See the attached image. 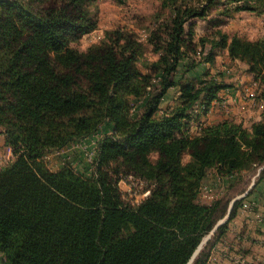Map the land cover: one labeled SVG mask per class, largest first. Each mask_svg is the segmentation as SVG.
<instances>
[{"label": "trees", "instance_id": "obj_1", "mask_svg": "<svg viewBox=\"0 0 264 264\" xmlns=\"http://www.w3.org/2000/svg\"><path fill=\"white\" fill-rule=\"evenodd\" d=\"M92 1L0 0V128L14 157L0 167V262L187 264L209 236L190 263L206 264L264 177V116L248 127L226 117L189 133L191 123H203L213 106L223 104L229 89L217 77L201 79L200 86L174 79L181 62L188 59L186 72L197 67L187 54L193 30L185 27L204 18L215 0L181 6L169 1L168 23L151 33L159 53L150 64L152 75L139 70L144 51L130 32L110 31L84 52L71 47L97 27ZM248 1L225 3L242 4L237 10L264 7V0ZM218 47L248 65L264 101V39L220 33L206 64H213ZM153 75L159 86L149 96ZM174 87L176 103L161 111ZM146 96L135 115L133 100ZM104 126L109 131L94 142L83 172L68 163L52 171L44 163L49 153L92 138ZM185 153L190 160L183 164ZM251 169L252 177L258 170L253 185L251 176L239 178L214 201H200L210 172L230 179ZM127 176L148 183V195L137 204L125 202L118 189Z\"/></svg>", "mask_w": 264, "mask_h": 264}, {"label": "rangeland", "instance_id": "obj_2", "mask_svg": "<svg viewBox=\"0 0 264 264\" xmlns=\"http://www.w3.org/2000/svg\"><path fill=\"white\" fill-rule=\"evenodd\" d=\"M169 1L171 0H93L89 8L92 15L97 19L96 29L70 45L72 48L84 52L90 46L104 41L106 33L110 31L121 29L130 32L141 43L144 51L143 56L138 61L139 70L143 74L152 75L149 69L150 64L158 59L159 53L153 51L155 44L150 41L151 33L161 30L168 23L172 14V5L168 4ZM225 2L226 0H215L208 7L204 18H193L187 22L185 29L187 30L189 26L192 28V43L194 45L187 54L189 59L191 58L198 65L192 71L186 72L188 59L181 62L174 79L179 83L192 81L200 86L201 79L208 82L211 77H217L218 81L227 86L229 90L225 92L223 104L213 106L212 110L201 118V121L209 125L227 117L233 118L237 123H242L243 126L248 127L252 121L259 120L264 116V101L260 102L262 90L260 85L256 88L260 83L259 79L254 78L248 72V65L245 62L239 59H230L224 48L218 47L213 50V64H206L205 58L210 51L211 42L216 41L220 33L229 37L236 36L249 42L264 39V7L249 0L248 3L256 5V8L237 10L236 7L242 4L228 5ZM199 3L204 4L203 0H176L177 6L198 5ZM204 72L207 74L203 75ZM151 82L153 88L150 90L149 96L155 94L159 86L154 75ZM251 91L256 95L255 100L260 102L259 104L253 100L254 97L249 96ZM177 97L178 87L169 89L160 104L161 111L172 108ZM146 101L147 96L133 100V113L135 115L142 111ZM196 124L199 125L200 123ZM196 124H190V130L191 127L193 129L192 132L189 130V133L196 132ZM108 129V126H104L92 138L77 140L65 149L49 153L44 159V163L52 171L68 163L74 170L83 172L85 166L91 162L94 156V142L101 135L107 133ZM151 158L154 159L153 156ZM189 160V154L185 153L182 157L183 164ZM253 172L254 170L251 169L228 180L226 177L219 178L214 172H210L203 181L200 201L206 204L214 201L221 195L220 190H223V187L230 181L249 177ZM257 173L258 170L255 174L257 175ZM254 175L251 176V180L254 179ZM117 186L120 192H124L122 199L130 204L139 203L142 199L140 195L148 191L147 182L129 176L122 177ZM210 188L211 191L206 193V190Z\"/></svg>", "mask_w": 264, "mask_h": 264}, {"label": "crops", "instance_id": "obj_3", "mask_svg": "<svg viewBox=\"0 0 264 264\" xmlns=\"http://www.w3.org/2000/svg\"><path fill=\"white\" fill-rule=\"evenodd\" d=\"M222 95L224 97L225 92ZM195 128L198 129L197 124ZM13 159L0 128V167ZM257 175H254L251 185L254 184ZM246 194L247 192L243 193L244 196ZM243 202L250 205V210L238 208L236 215L228 223L226 233L213 246L206 264H242V259L251 263H264V177L257 182Z\"/></svg>", "mask_w": 264, "mask_h": 264}, {"label": "built area", "instance_id": "obj_4", "mask_svg": "<svg viewBox=\"0 0 264 264\" xmlns=\"http://www.w3.org/2000/svg\"><path fill=\"white\" fill-rule=\"evenodd\" d=\"M249 96H250V97H254V96H253V91L250 92ZM198 126H199V125H198ZM9 150H11V149L9 148ZM46 157H47V155L43 158V160H44ZM129 177L133 178L132 176H129ZM210 191H211V188H210L209 190H206V193H209ZM148 193H149L148 191L143 192L142 195H140V196H141L140 198L143 199L145 196H147ZM121 194L124 195V192L121 191ZM204 195H205V194H204ZM243 196H244V195L242 194V195H240V196L237 197V198H241V197H243ZM142 199H141V200H142ZM136 201H137V200H136ZM241 208H242L243 210H246V211L248 210V211H249V210H250V205H249L248 203H246V202H243ZM241 262H242V264H264V263H251V262H249V261L247 262L245 259H242Z\"/></svg>", "mask_w": 264, "mask_h": 264}, {"label": "water", "instance_id": "obj_5", "mask_svg": "<svg viewBox=\"0 0 264 264\" xmlns=\"http://www.w3.org/2000/svg\"><path fill=\"white\" fill-rule=\"evenodd\" d=\"M236 199H238V198H236ZM236 199H234V201H235ZM234 201H233V202H234ZM233 202L230 204V206H229V210H228V211H230ZM228 214H229V212L227 213V215H226L222 220H220V221L216 224V226H215L214 229L212 230L211 234L214 232V230H215L219 225H221L222 223H224V222L226 221V219H227V217H228ZM208 238H209V236H207V237L201 242V244L198 246L197 250L194 252V254L192 255L191 259L189 260V262H188L187 264H190V263L192 262L193 258L195 257V255H196V254L198 253V251L200 250L202 244L205 243V242L208 240Z\"/></svg>", "mask_w": 264, "mask_h": 264}]
</instances>
